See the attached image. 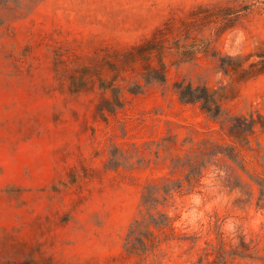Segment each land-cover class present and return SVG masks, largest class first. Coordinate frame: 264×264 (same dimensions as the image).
<instances>
[{
  "label": "rangeland",
  "instance_id": "374dc122",
  "mask_svg": "<svg viewBox=\"0 0 264 264\" xmlns=\"http://www.w3.org/2000/svg\"><path fill=\"white\" fill-rule=\"evenodd\" d=\"M189 159H209L190 185ZM0 264H264V0H0Z\"/></svg>",
  "mask_w": 264,
  "mask_h": 264
},
{
  "label": "trees",
  "instance_id": "16d2710c",
  "mask_svg": "<svg viewBox=\"0 0 264 264\" xmlns=\"http://www.w3.org/2000/svg\"><path fill=\"white\" fill-rule=\"evenodd\" d=\"M166 39H157L152 41H147L144 44L137 46L133 51L128 53L130 60H135L137 58H149V55L156 50L158 54L162 53L165 48ZM182 45H179V47ZM183 47V46H182ZM184 52V50H183ZM161 63V61H160ZM162 64V63H161ZM145 83H160L164 84L166 80V75L163 67H156L149 63L145 65V73L143 74ZM173 89L177 94L179 100L183 103H193L199 104L200 109L207 114L213 120L220 121L221 125L224 126L228 121L230 124L228 126V131L234 134L235 127L233 126L234 118H229L227 120L222 119L224 111L222 109L219 98L216 93L211 91L206 85H194L191 81L186 82L185 80L175 81L173 84ZM246 119V118H243ZM253 119H251L252 121ZM219 146L214 144L209 151H204L203 154H208V158L216 155L219 151L217 150ZM231 149V147H229ZM230 157H233V153H229ZM208 160L188 161V172L185 174V180L190 185L192 180L198 179L202 172V167L206 166ZM166 184L162 187V199L165 200L167 196H172L174 192H180L183 187L182 181H173L172 179H166ZM158 202V197L155 195L150 187L145 188L143 193V203L146 204L147 210L156 206ZM153 214L149 215L148 223H152L155 227L159 228L162 226H167L170 222L168 216L160 214L157 218L153 217ZM143 221L135 220L133 228L130 229L127 235V248L137 249L144 251L146 248V243L144 241V236L148 232L147 226H144V230L141 229ZM138 244V245H137Z\"/></svg>",
  "mask_w": 264,
  "mask_h": 264
}]
</instances>
